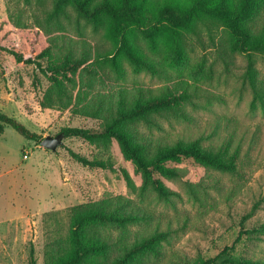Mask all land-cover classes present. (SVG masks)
Returning <instances> with one entry per match:
<instances>
[{
  "label": "rangeland",
  "instance_id": "rangeland-1",
  "mask_svg": "<svg viewBox=\"0 0 264 264\" xmlns=\"http://www.w3.org/2000/svg\"><path fill=\"white\" fill-rule=\"evenodd\" d=\"M54 1L0 0V40L13 28L11 18L20 16L35 26L40 22V28L50 30L66 48L113 50L103 31L94 30L75 12L67 20L51 18ZM250 30L255 38L264 37V1ZM8 36L5 47L29 54L24 37ZM184 42V65L171 66L145 46L157 75L135 73L125 63L124 78L105 73L87 93L98 105L105 103V115L115 108L121 90H141L153 97L186 94L182 107L138 123L139 136L152 147L197 142L216 152L238 154L233 173L182 166L184 177L168 181L179 193L170 201L153 192L138 196L129 187L122 172L128 165L113 143L65 138L57 151L42 147L43 140L66 128L101 131L103 120L72 108H42L51 85L48 78L35 65H19L0 51V112L41 138L27 140L11 127L0 134L1 264H49L56 247L69 241L72 209L115 196L135 201L141 215L151 216L130 228L133 237L158 228L171 232L161 255L150 264H173L179 257L191 264L210 259L220 264L231 257L264 260V233L259 231L264 226V108L252 109L250 57L233 51L228 30L212 20L197 24ZM251 61L264 85V54L254 53ZM42 63L46 68L49 59ZM70 151L90 161H109L116 171L86 167Z\"/></svg>",
  "mask_w": 264,
  "mask_h": 264
},
{
  "label": "trees",
  "instance_id": "trees-1",
  "mask_svg": "<svg viewBox=\"0 0 264 264\" xmlns=\"http://www.w3.org/2000/svg\"><path fill=\"white\" fill-rule=\"evenodd\" d=\"M263 1L55 0L51 18L67 20L75 12L94 30L103 31L104 37L113 44V50L78 52L77 48H66L50 30L40 28V22L35 26L18 16L11 18L13 28L0 40V51L6 52L19 65H35L48 78L51 85L41 101L42 108H72L103 120L101 131L66 128L62 131L65 138H81L93 144H115L128 165L122 172L129 187L138 196L146 197L153 192L160 199L170 201L179 193L168 185V181L184 177L182 166L197 165L233 173L238 154L216 152L197 142L152 147L139 136L135 129L138 123H150L152 115L182 107L188 99L186 94L153 97L141 90H121L115 108L105 115V103L101 101L98 105L87 93L99 77H105V73L114 72L118 79L124 78L125 63L135 73L148 71L157 75V65L149 60L150 56L143 50L145 46L150 54L162 55L171 66L184 65L186 34L197 24L212 20L228 30L233 51L250 57L247 78L254 96L252 109L264 108V85L251 61L254 53L264 54V37L255 38L250 30V21ZM9 33L27 40L28 55L16 47L2 44ZM45 59H49L46 68L42 63ZM7 127L27 140L38 142L41 139L15 118L0 112V134ZM70 153L86 167L116 171L115 165L109 161H90L73 151ZM140 212L135 201L123 196L74 207L69 241L56 247L49 264H150L151 258L161 255L163 243L169 240L171 232L158 228L133 237L130 228L151 218ZM259 231L264 233V226ZM173 264L191 262L179 257ZM201 264L218 263L216 259H210ZM220 264H264V260L231 257Z\"/></svg>",
  "mask_w": 264,
  "mask_h": 264
},
{
  "label": "water",
  "instance_id": "water-1",
  "mask_svg": "<svg viewBox=\"0 0 264 264\" xmlns=\"http://www.w3.org/2000/svg\"><path fill=\"white\" fill-rule=\"evenodd\" d=\"M64 139L65 136L61 133L57 137H47L41 145L48 150L57 151L62 146Z\"/></svg>",
  "mask_w": 264,
  "mask_h": 264
}]
</instances>
